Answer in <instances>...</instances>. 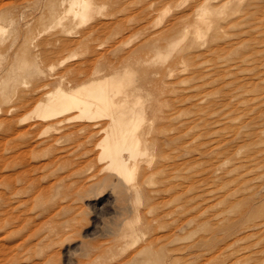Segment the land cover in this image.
<instances>
[{"label": "rangeland", "instance_id": "rangeland-1", "mask_svg": "<svg viewBox=\"0 0 264 264\" xmlns=\"http://www.w3.org/2000/svg\"><path fill=\"white\" fill-rule=\"evenodd\" d=\"M71 1L0 0V264H264V0L200 37L198 0ZM97 69L144 100L133 196L92 123L33 114Z\"/></svg>", "mask_w": 264, "mask_h": 264}, {"label": "bare ground", "instance_id": "bare-ground-1", "mask_svg": "<svg viewBox=\"0 0 264 264\" xmlns=\"http://www.w3.org/2000/svg\"><path fill=\"white\" fill-rule=\"evenodd\" d=\"M91 6L88 0H72L68 11L75 16H85L93 11ZM196 7L194 25L196 35L200 37L203 36L201 25L211 27L225 22L232 12L239 9V0H198ZM178 44L179 42L168 40L167 50L171 51ZM100 72L97 69L95 77L72 88L65 89L60 84L54 90L46 92L36 104L33 114L43 125L54 130L70 121L92 123L82 124V129L93 126L97 128V133L102 134L98 144L100 159L106 160L105 168H110L125 178L126 182H118L125 186L124 193L126 191L128 196H133V188L127 184L131 177L129 164L132 161L135 163V155L140 153L145 136L150 134V126H144V100L139 95L140 87L129 85L124 79L125 74L117 70L103 75ZM55 140V137H50L46 142L51 146Z\"/></svg>", "mask_w": 264, "mask_h": 264}]
</instances>
